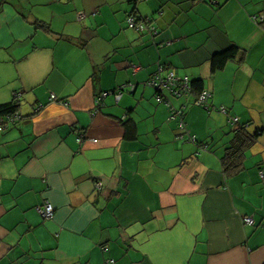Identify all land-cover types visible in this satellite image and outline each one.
<instances>
[{
	"label": "crops",
	"instance_id": "crops-1",
	"mask_svg": "<svg viewBox=\"0 0 264 264\" xmlns=\"http://www.w3.org/2000/svg\"><path fill=\"white\" fill-rule=\"evenodd\" d=\"M259 14L264 0H0V105L22 116L0 133V264H264ZM159 68L191 83L164 96L195 144L146 85Z\"/></svg>",
	"mask_w": 264,
	"mask_h": 264
},
{
	"label": "built area",
	"instance_id": "built-area-1",
	"mask_svg": "<svg viewBox=\"0 0 264 264\" xmlns=\"http://www.w3.org/2000/svg\"><path fill=\"white\" fill-rule=\"evenodd\" d=\"M82 17L79 15V18ZM251 20L255 23L258 22H264V14H259L258 16L251 17ZM127 24L129 28L135 29V30H143L144 29V22H140L136 20L134 17L129 16L127 19ZM146 24V23H145ZM165 71L162 68H159V70L154 74V76L147 81L146 85L149 87H152L156 94H155V100L158 103H164L166 107L169 109L171 118H175L177 120V128L179 130V134L176 135V139H182L183 134H186L187 141L191 143H196V137L192 134H190L186 129V124L184 121V114L183 111L177 110L174 107L171 106L170 102L165 98V93L167 92L170 96L173 97H188L192 94L193 88L191 86V83L189 82V79L187 76L179 77L175 74L174 71L166 70L165 75H161V73ZM128 87L129 91L133 92L134 86L128 84L119 87L114 92L110 93H102L100 94L96 100H95V109L97 110L100 106H102L104 98L109 95L113 94L116 101H119V99L122 96V93L124 89ZM15 98H18L17 95H15ZM210 98L211 95L207 91L199 92V94L196 95L193 101V105L202 107L206 110L211 109L210 105ZM51 101H55L56 97L51 94L50 96ZM217 111L226 114L225 109L223 107H220ZM22 120V116L19 114L18 111L6 114L3 116H0V133L5 131L10 126L16 125ZM229 123L231 125L236 124L238 126L237 119H229ZM243 128L244 126H240ZM77 142H82V136H79L77 138ZM201 150H205L206 146H201ZM37 213L44 219V220H50L53 217V207L49 203H44L42 206H39L36 208ZM250 219H245V223H250ZM103 264H113V260L106 259L103 261Z\"/></svg>",
	"mask_w": 264,
	"mask_h": 264
},
{
	"label": "trees",
	"instance_id": "trees-1",
	"mask_svg": "<svg viewBox=\"0 0 264 264\" xmlns=\"http://www.w3.org/2000/svg\"><path fill=\"white\" fill-rule=\"evenodd\" d=\"M37 25L41 29H43L45 31H49V27L47 25H45L43 23H40ZM235 53H236V48L231 47L230 49H228L222 53L215 54L213 57V67L219 68V67L223 66L228 59H231L234 56ZM193 86L198 88V90H199L198 86H200V85L198 82L193 83ZM17 108H18V106H17V103L15 102V100H13V102L0 105V116L16 112Z\"/></svg>",
	"mask_w": 264,
	"mask_h": 264
}]
</instances>
